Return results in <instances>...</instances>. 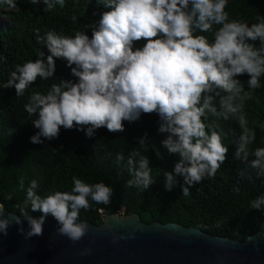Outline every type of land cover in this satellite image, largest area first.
I'll return each mask as SVG.
<instances>
[{
  "label": "clouds",
  "instance_id": "9594fccd",
  "mask_svg": "<svg viewBox=\"0 0 264 264\" xmlns=\"http://www.w3.org/2000/svg\"><path fill=\"white\" fill-rule=\"evenodd\" d=\"M11 8L15 0H2ZM37 8L49 11L65 0H31ZM101 14L98 28L90 39L84 32L74 36L48 31L37 37L46 45L50 55L44 52L34 62L29 60L16 65L10 78L2 85L14 88L17 97L25 95L37 78L54 77L55 60L63 58L71 68L72 80H58L47 94L33 91L24 105L29 117L38 113L33 121L39 132L30 138L33 144H42L58 138L61 128L85 131L89 138L96 130L106 128L109 132H123L124 121H137L141 114L157 113L160 117L158 131L168 133L162 146L169 154H176L173 173L164 172L163 186L172 191L180 185L184 196L190 188L206 176L214 177L225 163L229 149L222 143V136L215 122L205 123L208 114L217 120L235 119L241 134L236 143L235 159L252 160L249 167L256 170V177L264 176V147L250 150L256 141L255 128L249 127L245 103L254 99L253 93L262 87L264 76V16H257V23L249 24L241 19H230L225 11L228 0H93ZM96 11V10H95ZM95 13V12H94ZM94 15V14H93ZM2 21L7 18L1 17ZM77 20L76 16L72 17ZM215 26V27H214ZM91 27V26H89ZM204 34H211L209 36ZM144 40L142 48L133 50L134 42ZM259 42V46L255 42ZM75 65V67H72ZM247 74L248 89L235 77ZM225 93L226 95H221ZM219 98V106L214 101ZM264 129V123L259 125ZM146 145V138L139 146ZM157 156L160 153L157 152ZM139 157V160H136ZM122 154L117 161H123ZM132 179L128 187L145 191L154 184L150 161L139 152H132L127 159ZM74 187L70 192L57 191L41 197L32 180L26 190V198L20 206V215L14 220L0 218V233L7 235L13 224L20 225L24 217L30 227L26 237L40 236L48 215L54 217L60 227L57 235L73 243L88 233V224L79 222L81 209L91 207L89 198L96 204L108 205L113 188L103 182L88 184L72 178ZM24 189V181L20 180ZM0 204V217L3 216ZM41 212L37 219L29 214ZM264 209V196L250 202V210ZM21 234L23 227L19 228ZM132 236L112 233L114 244ZM90 248L80 255H91Z\"/></svg>",
  "mask_w": 264,
  "mask_h": 264
},
{
  "label": "trees",
  "instance_id": "16d2710c",
  "mask_svg": "<svg viewBox=\"0 0 264 264\" xmlns=\"http://www.w3.org/2000/svg\"><path fill=\"white\" fill-rule=\"evenodd\" d=\"M15 3L16 7L11 8L0 0V204L6 210L20 215V206L32 180L38 183L37 194L46 197L57 191L70 192L75 176L88 184L103 182L113 188L108 205L96 204L89 198L91 207L80 211L79 220L82 222L99 226L107 215L136 214L147 225L176 223L240 242L248 236L264 233V209L250 210V202L257 196H264V176L257 178L256 170L249 167L256 159L254 156L246 162L234 158L235 142L241 134L235 119L217 120L208 114L205 123L219 125L217 131L229 151L215 176H206L193 185L187 196L180 187L182 177H176L179 183L172 191H166L163 186L164 172L175 175L173 169L179 157L169 154L162 146L168 133L158 131L160 117L157 113H142L131 123L124 121L123 132L112 133L100 128L89 138L85 135L86 129L61 128L58 138L47 140L41 137L42 144L31 143L30 138L39 132L33 121L39 117L38 113L29 117L24 111L29 95L33 91L47 94L53 83H59L58 80L77 82L78 78L72 76L66 60L54 58V77L48 80L38 77L24 96L17 97L14 88L4 89L2 85L8 81L16 65L29 60L34 62L40 51L44 52L46 61L50 53L46 45L38 41V36L44 37L50 30L67 36L81 31L91 39L93 29L98 28L101 14L107 9L103 5L99 9L93 0H65L63 7L55 3L49 11L37 8L31 0H15ZM225 11L230 19H241L251 26L258 22L257 16H264V0H228ZM73 16L77 17L76 21L72 20ZM1 17H6L7 21H2ZM204 35L212 38L211 34ZM145 43L144 40L134 42L133 50L142 48ZM255 43L259 46L258 41ZM235 79L244 84L246 91L249 90L247 81L250 77L247 74ZM261 85L254 91V99L246 101L244 107L248 126L256 130V141L250 150L264 147V129L259 127L264 123V76ZM214 103L219 106L218 97ZM141 138H146L144 147L139 146ZM132 152H139L150 161L154 184L145 191L126 185V181L133 178L127 166ZM118 154L125 159L117 161ZM21 179L24 181L23 190L20 188ZM29 214L36 218L42 215L30 209ZM46 220L59 224L51 215Z\"/></svg>",
  "mask_w": 264,
  "mask_h": 264
},
{
  "label": "water",
  "instance_id": "95a60500",
  "mask_svg": "<svg viewBox=\"0 0 264 264\" xmlns=\"http://www.w3.org/2000/svg\"><path fill=\"white\" fill-rule=\"evenodd\" d=\"M14 215L5 208L0 218L14 220ZM20 220L6 236L0 233V264H264V233L240 242L176 223L147 225L136 214H113L99 226L87 223L88 233L73 243L57 235L59 224L46 219L42 235L27 238L30 227ZM112 233L134 238L114 244ZM86 248L92 254L80 255Z\"/></svg>",
  "mask_w": 264,
  "mask_h": 264
},
{
  "label": "rangeland",
  "instance_id": "374dc122",
  "mask_svg": "<svg viewBox=\"0 0 264 264\" xmlns=\"http://www.w3.org/2000/svg\"><path fill=\"white\" fill-rule=\"evenodd\" d=\"M4 19H6V17H4Z\"/></svg>",
  "mask_w": 264,
  "mask_h": 264
}]
</instances>
